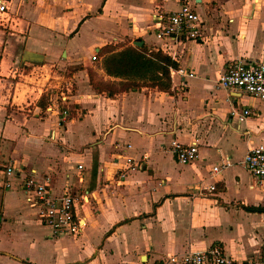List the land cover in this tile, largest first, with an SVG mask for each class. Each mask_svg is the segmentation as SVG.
Returning <instances> with one entry per match:
<instances>
[{
    "label": "crops",
    "instance_id": "crops-1",
    "mask_svg": "<svg viewBox=\"0 0 264 264\" xmlns=\"http://www.w3.org/2000/svg\"><path fill=\"white\" fill-rule=\"evenodd\" d=\"M6 2L0 264H167L213 245L232 264L264 263V190L241 164L250 148L264 146V101L218 87L231 62H264V0ZM182 2L199 16L200 37L158 39L156 30ZM106 46L166 56L176 65L169 88L112 96L96 89L92 79L116 88L126 82L104 72ZM174 141H196L197 158L180 164ZM9 162L50 176L55 196L85 194L82 233L52 237L24 201L21 173L3 172ZM225 162L231 166L211 174Z\"/></svg>",
    "mask_w": 264,
    "mask_h": 264
},
{
    "label": "built area",
    "instance_id": "built-area-1",
    "mask_svg": "<svg viewBox=\"0 0 264 264\" xmlns=\"http://www.w3.org/2000/svg\"><path fill=\"white\" fill-rule=\"evenodd\" d=\"M7 9L6 0H0V17L7 13ZM159 17L161 20L163 19V16ZM200 22L195 11L186 2H182L178 10L165 17L164 24L158 27L155 36L158 39H168L174 42L196 40L201 35ZM177 73L182 76L187 74L183 69H179ZM218 87L246 93L264 101V62L248 63L242 60L231 62L220 73ZM60 99L65 102L63 96ZM61 113L63 116L67 115L64 109ZM247 115H249V111L243 110L241 118H245ZM171 150L180 164L190 163L197 158L196 141L189 145H182L174 141ZM241 164L264 190V146L250 148L244 155ZM229 166H231L230 162L216 165L212 167L211 174L217 175ZM17 171L21 173L19 174L21 175L20 189L25 203L37 211L39 220L49 229L52 237H75L82 233L84 223L79 215V209L86 202L85 194L64 192L55 196L50 186V176H39L35 171L24 174L21 169H16L14 163L11 162L7 163L3 170L7 176H13ZM5 186L9 187L10 184L6 182ZM208 191H214V186L210 185ZM167 264H232V261L225 255L221 247L213 245L204 251L170 256Z\"/></svg>",
    "mask_w": 264,
    "mask_h": 264
},
{
    "label": "trees",
    "instance_id": "trees-1",
    "mask_svg": "<svg viewBox=\"0 0 264 264\" xmlns=\"http://www.w3.org/2000/svg\"><path fill=\"white\" fill-rule=\"evenodd\" d=\"M101 65L106 75L121 78L126 82L116 88L111 83H100L92 79L96 89H105L109 96L115 92L150 86L158 90H167L170 86L169 68L176 65L166 56L158 52H147L144 48L128 47L115 52L113 47L102 49ZM91 81V82H92ZM44 96H41L39 106L45 108ZM259 211V210H256Z\"/></svg>",
    "mask_w": 264,
    "mask_h": 264
},
{
    "label": "water",
    "instance_id": "water-1",
    "mask_svg": "<svg viewBox=\"0 0 264 264\" xmlns=\"http://www.w3.org/2000/svg\"><path fill=\"white\" fill-rule=\"evenodd\" d=\"M136 46H140L141 45V42H138V43H135Z\"/></svg>",
    "mask_w": 264,
    "mask_h": 264
},
{
    "label": "rangeland",
    "instance_id": "rangeland-1",
    "mask_svg": "<svg viewBox=\"0 0 264 264\" xmlns=\"http://www.w3.org/2000/svg\"><path fill=\"white\" fill-rule=\"evenodd\" d=\"M44 103H45V105H46V100L44 101ZM69 107H71V106H69ZM61 123H64V122H61Z\"/></svg>",
    "mask_w": 264,
    "mask_h": 264
}]
</instances>
